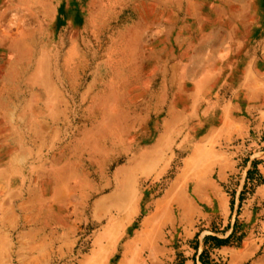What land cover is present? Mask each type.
<instances>
[{
  "label": "rangeland",
  "instance_id": "1",
  "mask_svg": "<svg viewBox=\"0 0 264 264\" xmlns=\"http://www.w3.org/2000/svg\"><path fill=\"white\" fill-rule=\"evenodd\" d=\"M263 178L264 0H0V264H264Z\"/></svg>",
  "mask_w": 264,
  "mask_h": 264
},
{
  "label": "crops",
  "instance_id": "2",
  "mask_svg": "<svg viewBox=\"0 0 264 264\" xmlns=\"http://www.w3.org/2000/svg\"><path fill=\"white\" fill-rule=\"evenodd\" d=\"M262 196L264 197V193H262ZM223 204H224V208L225 210L230 212V208H229V204L227 202V200L225 201V199H223ZM232 230V226L230 225L227 232L229 233ZM195 236V232H190L189 237L187 238H183L181 240L178 241L179 243V247H177V249H174V251H172L171 249H165L167 250V254L169 259L173 260V258L175 257L176 252H178L180 254V262L181 264H200L199 260H198V256L199 254L206 248V245L204 244L203 241V235H200L196 238V241L193 242V245L191 246L189 243H187V241H189L190 239H192ZM225 247L222 246L219 249H214L213 251L215 252L214 255L218 256L221 252V250H223ZM252 250V246L249 245L247 246V249L245 250V252L240 251L237 252L235 257H237V255H241V253L246 254V252L251 251ZM257 264V263H255Z\"/></svg>",
  "mask_w": 264,
  "mask_h": 264
},
{
  "label": "trees",
  "instance_id": "3",
  "mask_svg": "<svg viewBox=\"0 0 264 264\" xmlns=\"http://www.w3.org/2000/svg\"><path fill=\"white\" fill-rule=\"evenodd\" d=\"M256 164H257V162L253 161L252 162V169H249L247 171L244 188L247 186L248 182L255 180L254 179V175H257V177H255L257 179L261 178V175H259L258 172H257ZM262 182H264V178L262 179ZM242 194H243V191L240 193V197H239L240 200H242ZM231 208H232V202H231ZM233 235H234V230L225 239H220L218 237H205L204 244H206L207 241L210 240V241L214 242V246L215 247L226 245V244H228L231 241ZM205 256H206V251L203 250L198 256L199 262H201V264H210V262L208 260V257L205 258Z\"/></svg>",
  "mask_w": 264,
  "mask_h": 264
}]
</instances>
